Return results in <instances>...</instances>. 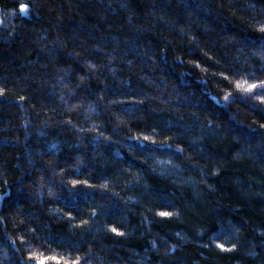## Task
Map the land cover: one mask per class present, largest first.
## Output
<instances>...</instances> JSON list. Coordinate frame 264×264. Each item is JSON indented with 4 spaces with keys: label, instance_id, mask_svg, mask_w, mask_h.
Masks as SVG:
<instances>
[{
    "label": "trees",
    "instance_id": "1",
    "mask_svg": "<svg viewBox=\"0 0 264 264\" xmlns=\"http://www.w3.org/2000/svg\"><path fill=\"white\" fill-rule=\"evenodd\" d=\"M262 29L264 0H0V264H264Z\"/></svg>",
    "mask_w": 264,
    "mask_h": 264
},
{
    "label": "snow or ice",
    "instance_id": "2",
    "mask_svg": "<svg viewBox=\"0 0 264 264\" xmlns=\"http://www.w3.org/2000/svg\"><path fill=\"white\" fill-rule=\"evenodd\" d=\"M20 11H21L22 14H24V13L26 12V9L21 8ZM262 30H264V29H262ZM238 87H242V85H238ZM251 87H255V85H252ZM113 231H115V229H113ZM38 264H44V261H43V260H40V261L38 262Z\"/></svg>",
    "mask_w": 264,
    "mask_h": 264
}]
</instances>
